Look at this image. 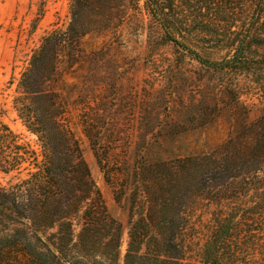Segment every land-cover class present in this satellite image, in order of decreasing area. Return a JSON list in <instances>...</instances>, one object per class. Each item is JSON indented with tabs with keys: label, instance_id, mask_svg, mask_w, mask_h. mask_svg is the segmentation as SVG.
Listing matches in <instances>:
<instances>
[{
	"label": "rangeland",
	"instance_id": "374dc122",
	"mask_svg": "<svg viewBox=\"0 0 264 264\" xmlns=\"http://www.w3.org/2000/svg\"><path fill=\"white\" fill-rule=\"evenodd\" d=\"M190 2L196 0L179 1L188 14L177 34L180 46L166 39L144 0H77L73 7L72 0H0V119L36 150L35 135L12 106L16 85L45 35L74 33L48 87L64 106V122L108 213L121 224V259L130 222L146 211L143 184L150 182V168L208 155L230 142L245 147L264 109L254 74L236 75L210 64L227 58L228 49L208 30L232 24H212L208 12H198ZM12 174L0 171V184ZM203 177L196 194L181 198L186 225L178 240L187 264H208L215 221L245 223L249 235H258L259 221L264 223L261 184L208 190V175ZM248 234L228 239L227 250L239 253L231 264H264V237Z\"/></svg>",
	"mask_w": 264,
	"mask_h": 264
},
{
	"label": "trees",
	"instance_id": "16d2710c",
	"mask_svg": "<svg viewBox=\"0 0 264 264\" xmlns=\"http://www.w3.org/2000/svg\"><path fill=\"white\" fill-rule=\"evenodd\" d=\"M76 1L72 0L71 7ZM179 1L144 3L166 39L183 46L177 34L183 33L188 14ZM187 4L199 8L198 12H208L212 24H232L208 30L213 41L228 49L227 58L210 62L212 67L236 75L254 74L252 82L264 94V0H196ZM73 40L74 33L67 30L45 35L16 85L12 106L25 128L35 135L39 149L21 140L0 119V171L13 173L7 184H0V264H187L178 240L186 225L181 198L196 194L197 184H203L206 174L208 190L232 184L242 189L253 184L264 187V109L251 127L253 141L245 147L230 142L208 155L150 168V182L143 184L146 211L130 222L121 259V224L108 213L79 144L64 122V106L48 87L56 76L64 43ZM258 229V235H249L245 223L215 221L208 264L236 262L239 253L227 250L228 239L235 238L234 233L261 239L262 221Z\"/></svg>",
	"mask_w": 264,
	"mask_h": 264
}]
</instances>
